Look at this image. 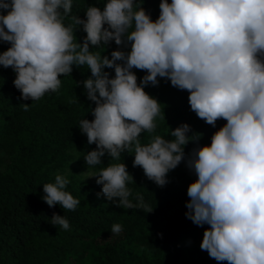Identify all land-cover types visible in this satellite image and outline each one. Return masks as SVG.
<instances>
[{"label":"clouds","instance_id":"9594fccd","mask_svg":"<svg viewBox=\"0 0 264 264\" xmlns=\"http://www.w3.org/2000/svg\"><path fill=\"white\" fill-rule=\"evenodd\" d=\"M142 4L104 0L102 8L89 4L84 18L72 15L66 24L73 0H0V41L10 44L0 52V66L12 68L20 98L32 101L58 92L61 75L74 65L86 66L91 75L77 86L82 83L94 102V118L77 125L96 145L83 156L86 172L109 157L87 176L96 177L101 193L124 209L151 212L144 196L128 186L134 179L124 161H111L133 155L132 166L161 187L183 161L195 176L185 216L208 225L201 250L218 262L264 264V0H160L154 20ZM77 28L86 33L82 40ZM113 41L120 47L110 54L90 50ZM133 69L145 72L139 81ZM160 78L186 90L190 110L205 123L215 128L218 119L226 121L210 143L199 144L203 134L188 123L157 134L165 106L145 87ZM29 106L20 105L25 111ZM143 133L150 135L142 143ZM69 183L57 172L53 182L43 183L42 200L75 210L80 201L66 190ZM49 222L70 227L65 215L53 213ZM122 230L111 225L113 234Z\"/></svg>","mask_w":264,"mask_h":264},{"label":"trees","instance_id":"16d2710c","mask_svg":"<svg viewBox=\"0 0 264 264\" xmlns=\"http://www.w3.org/2000/svg\"><path fill=\"white\" fill-rule=\"evenodd\" d=\"M103 3L104 0H73L65 23L71 22L72 15L84 18L89 4L102 8ZM159 3L160 0H143L142 6L153 20L159 14ZM75 35L82 40L86 33L77 28ZM9 46L0 41V52ZM118 47L113 41L106 48L90 50L107 55ZM105 70L114 75L113 69ZM133 71L138 81L145 74L143 70ZM90 75L86 66L74 65L71 74L61 75L58 92L32 101L20 98L13 85L12 68L0 66V264H213L208 256L190 260L182 257L181 239L200 245L208 227L197 226L185 216L187 186L195 176L183 161L167 174L169 182L162 187L148 180L141 167L132 166L133 155L125 152L119 161H111L127 165L134 179L128 186L153 207L147 213L117 206L101 193L102 185L96 179L84 177L88 166L83 156L96 145L87 143L77 123L83 117L94 118L89 107L95 104L87 100L82 83L77 86V81ZM145 91L165 106L166 120L157 117V134L167 136L169 126L188 123L203 134L199 140L203 145L210 143L212 133L226 123L218 119L214 128L198 118L190 110L188 92L173 87L164 78L156 86H146ZM24 103L30 104L27 111L20 107ZM149 135L143 133L141 142H146ZM193 146L190 142L185 151ZM102 159L104 164L89 171L109 163L107 155ZM57 172L68 177L66 190L80 201L75 210H64L59 204L49 206L41 198L43 183L53 182ZM53 213L65 215L69 229L51 224ZM113 223L122 225L120 234L111 232Z\"/></svg>","mask_w":264,"mask_h":264},{"label":"rangeland","instance_id":"374dc122","mask_svg":"<svg viewBox=\"0 0 264 264\" xmlns=\"http://www.w3.org/2000/svg\"><path fill=\"white\" fill-rule=\"evenodd\" d=\"M93 172L94 171H92V170L88 171V172H86V171L83 172L84 177H86L90 180H95L96 179L95 176L87 177L88 175H90ZM180 244H181V247L183 249V255H182L183 259L190 260L192 258L201 256V255L209 257L207 251L201 250L200 245H198L197 243H195L193 241L188 240L185 237L181 239ZM211 259H212L213 264H221V262H222V261L218 262L213 258H211Z\"/></svg>","mask_w":264,"mask_h":264}]
</instances>
